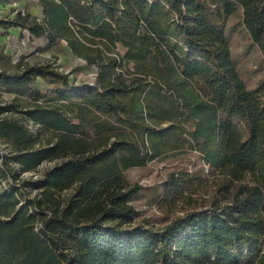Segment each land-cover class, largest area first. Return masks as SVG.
Returning a JSON list of instances; mask_svg holds the SVG:
<instances>
[{
    "label": "trees",
    "instance_id": "1",
    "mask_svg": "<svg viewBox=\"0 0 264 264\" xmlns=\"http://www.w3.org/2000/svg\"><path fill=\"white\" fill-rule=\"evenodd\" d=\"M38 2L41 21L12 8L0 27L47 48L65 40L96 76L79 83L53 63L0 71V93L15 94L0 105V264H264V74L247 85L227 22L242 10L264 70V0ZM174 152L189 163L166 193L213 174L224 203L135 223L141 188L126 169Z\"/></svg>",
    "mask_w": 264,
    "mask_h": 264
},
{
    "label": "rangeland",
    "instance_id": "2",
    "mask_svg": "<svg viewBox=\"0 0 264 264\" xmlns=\"http://www.w3.org/2000/svg\"><path fill=\"white\" fill-rule=\"evenodd\" d=\"M12 8L21 11L27 10L41 21L42 9L38 0H0L1 17L6 19L13 17L16 10L11 12ZM241 20L242 10H239L227 21L229 29L234 27V30L230 32L231 49L239 60L247 85L252 88L264 74L260 65L262 56L249 38ZM115 49L121 55L126 50L121 44H118ZM42 63H53L55 68L65 71L72 78H76L79 83L91 84L95 81L94 66L90 67L85 59L73 55L65 40H61L56 47L47 48L44 39L32 38L28 29L0 27V71L17 72L26 65ZM128 66L134 68L133 63H129ZM35 87L44 90L46 85L39 79ZM14 96L15 94L12 92H1L0 105L11 102ZM45 138L44 134L43 139ZM53 163V161H46L24 175L29 178H39L42 176L43 170ZM188 163V159L183 160L180 154L174 152L158 157L140 167L126 169L128 182L141 188L131 201L138 210L135 223L160 228L176 215L208 208L216 200L224 203L225 200L222 199L223 183L213 174L207 176V179H203V185L195 191L189 192L187 188L180 197L175 198L173 194L166 193L167 186L163 185V181L167 179L168 173L175 171L177 165L186 167ZM197 173V175L202 174V170ZM27 191L26 196L29 197L37 193V190L29 189ZM65 192L68 193V191H64L63 194Z\"/></svg>",
    "mask_w": 264,
    "mask_h": 264
}]
</instances>
